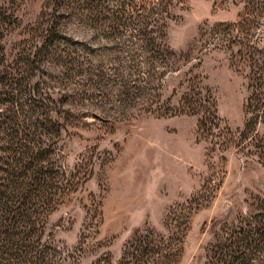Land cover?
<instances>
[{"label": "rangeland", "instance_id": "rangeland-1", "mask_svg": "<svg viewBox=\"0 0 264 264\" xmlns=\"http://www.w3.org/2000/svg\"><path fill=\"white\" fill-rule=\"evenodd\" d=\"M47 2L0 0L15 17L3 27L7 60L24 45L34 48L44 40L40 28ZM173 12L167 43L177 57L162 80L161 94L80 93L85 80L68 76L53 50L30 74L47 85L45 94L59 100L63 162L81 177L48 218L46 231L59 249V264H120L135 232L171 233L167 216L179 204L186 209L175 210L178 222L186 210L191 213L179 228L175 264H208L211 248L225 232L264 214V122L255 126L252 140L236 145V138L226 134L222 145L213 146L212 138L199 134L196 116L147 112L157 97L162 106H176L184 91L198 85L201 94L214 96L222 123L234 132L242 129L251 92L249 55L243 48L249 44L264 52V0H187ZM65 31L60 48L55 38L50 40L62 54L80 49L81 41L99 42L97 49L107 43L75 20ZM102 46L98 55L115 50L113 43L110 50ZM261 247L251 264H264Z\"/></svg>", "mask_w": 264, "mask_h": 264}, {"label": "trees", "instance_id": "trees-1", "mask_svg": "<svg viewBox=\"0 0 264 264\" xmlns=\"http://www.w3.org/2000/svg\"><path fill=\"white\" fill-rule=\"evenodd\" d=\"M186 1L117 0L112 5L111 0H49L44 4L49 10L43 12L45 22L40 28L44 40L34 48L24 45L10 60L1 39L3 27L14 23L15 17L0 5V264H59V249L46 231L48 218L81 180L78 171L71 172L63 162L58 136L64 123L55 108L59 100L45 94L47 85L33 81L31 72L53 50L51 55L60 57L57 64L69 71L68 76L85 80L80 93L161 94L162 80L177 57L167 43L168 23L175 18L173 10ZM71 20L93 35L107 38L102 45L115 50L98 55L97 50L103 47L97 49L99 42L81 41L77 42L80 49L62 54L59 43L67 39L64 33ZM52 38L59 50L54 51ZM243 49L249 55L251 92L244 106L242 129L234 132L223 124L214 96L201 94L198 85L184 91L176 106H162L157 97L147 112L196 116L199 134L212 138L213 146L222 145L226 134L236 138V145L252 140L255 126L264 122V52L249 44ZM131 67L139 68L138 74L126 71ZM178 207L182 212L186 209L185 204L171 207L169 235L151 228L135 232L124 246L120 264H175L182 242L179 228L186 226L191 213L186 210L178 222ZM245 221L234 224L224 240L211 248L208 264L252 263L264 244V214Z\"/></svg>", "mask_w": 264, "mask_h": 264}]
</instances>
